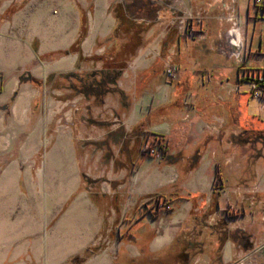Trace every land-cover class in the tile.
Returning <instances> with one entry per match:
<instances>
[{"label":"crops","instance_id":"1","mask_svg":"<svg viewBox=\"0 0 264 264\" xmlns=\"http://www.w3.org/2000/svg\"><path fill=\"white\" fill-rule=\"evenodd\" d=\"M83 1L0 0V264H65L98 245L103 231L112 238L83 264H246L264 243L251 211L235 214L226 235L217 222L223 203L251 199L237 187L251 190L264 175V99L245 80L264 72V7L253 0ZM232 15L239 46L227 34ZM134 38L138 45L125 51ZM80 55L131 56L121 69L81 76ZM159 55H176L178 81H164ZM102 72L108 79L98 94L87 85ZM63 78L75 80L96 108L112 111L119 93L125 129L159 135L176 157H140L113 195H101L112 205L106 211L86 184L81 151L86 144L91 156L102 153V164L121 174L128 164L115 165L113 156L129 135L108 129L98 139L59 119L52 126L47 93ZM252 144H262L259 155ZM149 195L173 207L159 210ZM194 226L196 255L175 242L189 240ZM127 229L136 243L118 240Z\"/></svg>","mask_w":264,"mask_h":264},{"label":"rangeland","instance_id":"2","mask_svg":"<svg viewBox=\"0 0 264 264\" xmlns=\"http://www.w3.org/2000/svg\"><path fill=\"white\" fill-rule=\"evenodd\" d=\"M88 6H90V0H87ZM82 4L86 5L85 1L82 0ZM94 56V55H93ZM96 57H102V62L99 61V59L90 58L91 60H88L89 57H81V68L80 70L76 69L75 71L79 73L81 76H87L93 72H99L100 70H103L105 67L104 63L108 59L110 55H95ZM160 57V64L163 71V78L164 81L168 84L174 83L178 81V79L169 81L167 77L164 74V70L166 68L167 63H172L176 66L178 70V78H179V69L175 62L176 55H159ZM86 59V60H83ZM156 61H159L158 58H156ZM98 60V61H96ZM257 73V72H256ZM256 75V74H255ZM253 75H246V77ZM257 76V75H256ZM140 75H137L136 83L140 81ZM71 84L77 85L75 80L72 79H59L55 80L51 85L50 89H48L47 98L49 103L52 105L49 107L50 117L54 119L52 126L56 124V120H58L59 123H57L60 126H66L65 129L69 130L72 126L80 127V131L83 133V130L85 131L86 135H93V137L98 136V139L104 138V132L106 133L109 130H115L116 132L125 131L129 137L128 141L125 140L123 142L122 146L119 148L120 151L117 154V157L113 156L114 164H117V161H120L123 166L128 164V168L123 170L121 174L115 173V169H112V172L109 171V167L104 166L102 164L104 158H102L101 154H95L94 156H91V148L87 147V145H84V148L81 151V160L84 166V169L88 176H86V183L89 185L93 192L97 193L96 197L101 205V207L106 211L107 208H112L111 203L107 202V205L104 204V200L101 199V195L104 194L107 196L113 195L115 188H117L118 184L120 182H125L130 175L131 170L138 164V160L143 157H151L156 159H162V161H171V159H175L176 157L171 156L167 152V143L164 140V138L160 137L159 135H153L150 134L141 128L139 129L138 126H133L129 129H125V125L123 124L122 116H120V107L118 106V103L121 100V97L119 93L113 95V105L114 108L111 111L110 108H96L94 107L93 103L88 104L90 101V97L86 95L85 93H78L77 90L71 89ZM57 86H60V89H56ZM253 92V90H252ZM260 100H263L261 98ZM258 103V102H257ZM82 117V118H81ZM99 121H103L102 123H99ZM70 127V128H69ZM74 128V127H73ZM139 137V138H138ZM87 141V140H85ZM87 144H91L90 141L85 142ZM128 143V144H127ZM130 147V150H128V146ZM254 148L255 155H259L260 151L258 149L263 150L262 144H252ZM154 149V153L152 154L150 151ZM112 151H116V146L114 145L112 147ZM252 152V153H253ZM264 152V150L262 151ZM257 156H254V159ZM129 160V161H128ZM264 162H261V165ZM243 165V164H242ZM237 175L236 172H231L227 186L228 191H231V188L235 185V181L233 179V176L235 177ZM240 176H247L248 170L245 171L242 170L239 173ZM252 179V178H251ZM255 185L252 187L251 190H244L242 187H237L236 191H249L251 194V199L248 200L247 204L242 203V201L232 203L231 201L223 203V210L221 211L222 214L224 213V217L221 221H223L226 225V230L228 231L229 226V220L234 217L235 214H242L244 210L251 211V217L255 218V222L257 223V228L254 229L255 231V237L257 240V243H261L262 239H264V175L263 178L260 177V174L256 176L255 179ZM235 182V183H234ZM254 183V182H253ZM223 192L227 193V197H231L226 190ZM95 195V194H94ZM247 196V195H245ZM249 197V195H248ZM156 204H160L156 198ZM223 202V201H222ZM251 202V203H250ZM159 210L167 211L171 207H173L172 203H166L163 200L161 201L160 205H157ZM246 211V212H247ZM209 219V218H208ZM204 220V219H202ZM210 220V219H209ZM195 225L196 221L194 220ZM213 223V220H211ZM216 221H214L215 223ZM222 226V225H220ZM196 226L191 229V233H188L189 240L196 239ZM112 231L115 232V230L112 229ZM116 233V232H115ZM123 233V232H122ZM118 237V235H117ZM112 237L109 236L108 233L103 231L98 238V245L89 247L86 249L82 254L76 255L79 257L75 262L73 261L70 263V261L76 257H72L70 260H68L65 264H83L88 258H90L93 254H95L103 245L108 243V239ZM119 240V238H118ZM129 242V241H126ZM264 252V243L263 245H258V248L255 252L250 253L247 255L246 264H255V262L258 263L260 255ZM264 259V257H262ZM241 264H244L242 262Z\"/></svg>","mask_w":264,"mask_h":264},{"label":"trees","instance_id":"3","mask_svg":"<svg viewBox=\"0 0 264 264\" xmlns=\"http://www.w3.org/2000/svg\"><path fill=\"white\" fill-rule=\"evenodd\" d=\"M140 30V28H138ZM139 30H137L134 34H137L138 32H140ZM136 36V35H135ZM138 40L136 38H134L130 44L128 45H125L124 46V50H131L132 47L137 46L138 45ZM131 56V55H110L106 62L104 63L105 65V69H108L109 71H113V70H116V69H121L124 65H125V62H126V59ZM97 59L99 60H102V57H96ZM245 80L246 81H249L252 83V89H256L258 87H263L264 88V72L263 74H261L260 76H257V77H251V76H248V77H245ZM152 197H155V195H149L148 198H152ZM216 193L214 194L213 196V204H212V209H215L216 206H217V200H216ZM163 201H165V199H163ZM217 225L219 226L220 228V225H224L223 226V234L226 235V225L224 224L223 221H218L217 222ZM222 228V227H221ZM134 237H136V232H134L132 229H127L125 230L122 234L118 235V238L119 240H123V241H130V242H135L136 241L134 240ZM177 244L181 243V244H187V247H189L190 249H192V254L196 255L199 251V246L200 245L196 239H192V240H186L184 238V236H178L176 238V241H175ZM185 254V258L188 254V252L184 253ZM179 258V257H178ZM77 259H79L78 256L74 257L70 263H72L73 261L75 262ZM180 260H184L183 258H179ZM179 260V261H180Z\"/></svg>","mask_w":264,"mask_h":264},{"label":"built area","instance_id":"4","mask_svg":"<svg viewBox=\"0 0 264 264\" xmlns=\"http://www.w3.org/2000/svg\"><path fill=\"white\" fill-rule=\"evenodd\" d=\"M253 3L256 6L264 7V0H253ZM229 21L231 23V27L227 32L228 36L230 37L229 41L232 42L234 45L239 46L241 44L240 41V34H239V23L238 18L234 15L230 16ZM164 74L169 81L178 79V70L176 66L172 63H167L166 68L164 70ZM253 97L260 100L261 98L264 99V88L258 87L253 90L252 93ZM152 154L154 153V149L150 151Z\"/></svg>","mask_w":264,"mask_h":264},{"label":"flooded vegetation","instance_id":"5","mask_svg":"<svg viewBox=\"0 0 264 264\" xmlns=\"http://www.w3.org/2000/svg\"><path fill=\"white\" fill-rule=\"evenodd\" d=\"M256 75L260 76L258 73H256ZM94 79H97V80H95V84L92 85L91 83H89L87 85V87L90 88L91 90H93L94 92L98 93V94L102 93L104 90L105 83L108 79V75L105 72H102V74L98 75ZM71 89L78 90V88L74 84H71Z\"/></svg>","mask_w":264,"mask_h":264}]
</instances>
